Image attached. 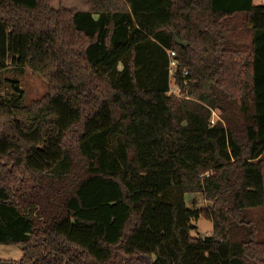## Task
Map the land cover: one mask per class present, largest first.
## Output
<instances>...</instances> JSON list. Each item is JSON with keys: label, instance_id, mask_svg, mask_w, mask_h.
<instances>
[{"label": "trees", "instance_id": "trees-1", "mask_svg": "<svg viewBox=\"0 0 264 264\" xmlns=\"http://www.w3.org/2000/svg\"><path fill=\"white\" fill-rule=\"evenodd\" d=\"M52 1L0 0V70L48 84L0 100V264H264V3Z\"/></svg>", "mask_w": 264, "mask_h": 264}, {"label": "rangeland", "instance_id": "rangeland-1", "mask_svg": "<svg viewBox=\"0 0 264 264\" xmlns=\"http://www.w3.org/2000/svg\"><path fill=\"white\" fill-rule=\"evenodd\" d=\"M254 3H264V0H253ZM53 9L64 8L70 10L88 9V0H53L51 3ZM236 22L240 21V17H236ZM247 34H243V39H248ZM14 80V81H12ZM15 82V83H14ZM14 85H17L23 92V103L30 104L33 101L42 99L48 93V84L40 75L35 74L28 67H15L8 65L0 70V100H5L11 95H14ZM17 93V92H16ZM219 112H214L215 120ZM264 158V155H263ZM263 176H264V160H263ZM186 204L189 207L197 209H208L212 202L206 199L203 192H191L185 195ZM247 223L242 229V233L253 231V226L256 224V235L260 239H264V206L248 208ZM190 234L192 236L209 235L212 232V221L209 218L201 215L198 219H193L190 222ZM235 230V229H234ZM237 235H240V229L237 227ZM22 250L18 245L1 244L0 258L3 259H20Z\"/></svg>", "mask_w": 264, "mask_h": 264}, {"label": "built area", "instance_id": "built-area-1", "mask_svg": "<svg viewBox=\"0 0 264 264\" xmlns=\"http://www.w3.org/2000/svg\"><path fill=\"white\" fill-rule=\"evenodd\" d=\"M170 56H171V60L169 62V72L170 74L173 73V71L175 70V66H176V60L172 57L175 55V52L172 50H168Z\"/></svg>", "mask_w": 264, "mask_h": 264}, {"label": "water", "instance_id": "water-1", "mask_svg": "<svg viewBox=\"0 0 264 264\" xmlns=\"http://www.w3.org/2000/svg\"><path fill=\"white\" fill-rule=\"evenodd\" d=\"M173 35H174L175 41H176L178 44H180V45H186V44L188 43L187 41H184V40L179 39V38L176 36L175 32H173Z\"/></svg>", "mask_w": 264, "mask_h": 264}, {"label": "crops", "instance_id": "crops-1", "mask_svg": "<svg viewBox=\"0 0 264 264\" xmlns=\"http://www.w3.org/2000/svg\"><path fill=\"white\" fill-rule=\"evenodd\" d=\"M87 8H85V9H83V10H86ZM263 155H264V153H263Z\"/></svg>", "mask_w": 264, "mask_h": 264}]
</instances>
